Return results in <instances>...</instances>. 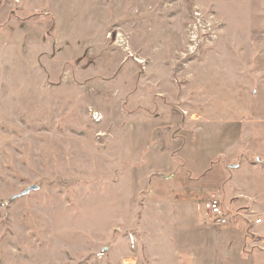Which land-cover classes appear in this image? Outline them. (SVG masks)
I'll list each match as a JSON object with an SVG mask.
<instances>
[{
	"label": "rangeland",
	"instance_id": "obj_1",
	"mask_svg": "<svg viewBox=\"0 0 264 264\" xmlns=\"http://www.w3.org/2000/svg\"><path fill=\"white\" fill-rule=\"evenodd\" d=\"M10 1L45 46L0 44V264H167L143 213L150 147L130 131L153 116L174 140L185 122L242 121L225 192L247 202L239 217L264 253V115L251 109L264 36L235 5Z\"/></svg>",
	"mask_w": 264,
	"mask_h": 264
},
{
	"label": "crops",
	"instance_id": "obj_2",
	"mask_svg": "<svg viewBox=\"0 0 264 264\" xmlns=\"http://www.w3.org/2000/svg\"><path fill=\"white\" fill-rule=\"evenodd\" d=\"M204 1L214 9L218 5L220 9L235 5V17L242 21L244 28L264 36V0ZM222 16L233 17L224 13ZM18 18L12 11L11 1L0 0V44L36 46L41 42L39 46H45L42 39L38 40L42 27ZM49 46H56V42ZM254 63L264 72V53L257 55ZM251 102L252 112L264 115L261 89L251 97ZM153 118L157 119L156 124ZM178 120L176 117L173 124ZM158 121L160 119L153 116L148 121L135 123L130 130L136 151L140 148L142 153L150 147L141 169L140 189L146 193L144 216L154 219L162 228L157 238V247L161 249L158 259L168 261L167 264H261L264 253L254 243L260 239L255 230H260L253 227L248 234L246 222L239 217L244 214L238 210L248 204L241 193L234 191L228 196L225 192L226 182L233 183V179L228 180V171L234 178L240 170L238 165L229 164V159L239 147L244 131L242 121L185 122L178 130L177 142ZM134 153L137 160L138 153ZM212 196H218L222 209L230 213L229 224L216 225L207 217L204 202Z\"/></svg>",
	"mask_w": 264,
	"mask_h": 264
},
{
	"label": "built area",
	"instance_id": "obj_3",
	"mask_svg": "<svg viewBox=\"0 0 264 264\" xmlns=\"http://www.w3.org/2000/svg\"><path fill=\"white\" fill-rule=\"evenodd\" d=\"M196 39H199L196 38ZM203 40V36L201 37ZM204 211L211 222L216 225L225 226L229 224L230 213L222 209L221 201L218 196H212L204 202Z\"/></svg>",
	"mask_w": 264,
	"mask_h": 264
},
{
	"label": "water",
	"instance_id": "obj_4",
	"mask_svg": "<svg viewBox=\"0 0 264 264\" xmlns=\"http://www.w3.org/2000/svg\"><path fill=\"white\" fill-rule=\"evenodd\" d=\"M34 190H37V188H36L35 186H33V187L29 188L28 190H26V191L22 194V196H24V195H26L27 193H29L30 191H34Z\"/></svg>",
	"mask_w": 264,
	"mask_h": 264
}]
</instances>
